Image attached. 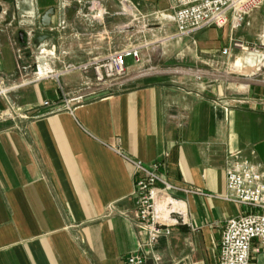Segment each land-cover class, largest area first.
<instances>
[{
  "label": "crops",
  "instance_id": "1",
  "mask_svg": "<svg viewBox=\"0 0 264 264\" xmlns=\"http://www.w3.org/2000/svg\"><path fill=\"white\" fill-rule=\"evenodd\" d=\"M172 14L171 0H0V264H220L226 222L251 211L229 199L232 155L264 173V53L223 51L264 45V4L238 29L184 36ZM130 46L141 63L77 101L94 73L73 68ZM149 65L159 72L135 74ZM132 161L174 186L159 184L171 232L155 250Z\"/></svg>",
  "mask_w": 264,
  "mask_h": 264
},
{
  "label": "built area",
  "instance_id": "2",
  "mask_svg": "<svg viewBox=\"0 0 264 264\" xmlns=\"http://www.w3.org/2000/svg\"><path fill=\"white\" fill-rule=\"evenodd\" d=\"M264 0H171L172 17L177 28L175 36H184L207 26L224 27L228 23L234 29L242 26L245 16L262 6ZM89 9V8H88ZM91 12V9L87 10ZM231 49L254 54L264 53V45L247 43L234 39L231 46L224 49L227 54ZM133 58L135 64L141 63V54L137 47H126L105 57L92 60L73 69L85 72L92 69L94 79L87 84L113 86L117 80L128 76L127 59ZM177 74L192 75L201 79L205 72L193 68H175ZM84 89L79 90L77 101L84 98ZM140 176L137 181L138 207L137 216L140 225L147 232L146 246L151 250L159 243L161 237L171 230L159 221L157 200L160 189H171L169 183L159 171L160 164L146 167L138 161H132ZM229 199L250 207L254 212L229 219L224 227L220 244V264H252L253 242L258 241L257 253L264 256V173L245 160L241 152L232 155L227 167ZM157 262L161 257L155 253ZM145 257L134 254L127 258V264H144Z\"/></svg>",
  "mask_w": 264,
  "mask_h": 264
},
{
  "label": "rangeland",
  "instance_id": "3",
  "mask_svg": "<svg viewBox=\"0 0 264 264\" xmlns=\"http://www.w3.org/2000/svg\"><path fill=\"white\" fill-rule=\"evenodd\" d=\"M152 72H159V70L156 68V67H154V66H147L146 68H137L136 69V71H135V74L136 75H145V74H148V73H152ZM125 78V77H124ZM123 78H121V79H119V80H117V81H120V80H122ZM87 82V80L85 81V83H84V87H82L81 88V90L82 89H84V91H85V95H84V97H86V96H88L89 94H90V92L91 91H93L94 89H98V90H100V89H109V88H111V87H109V86H101V87H96V85H89V84H87L86 83ZM116 83V82H115ZM83 91V92H84ZM249 212H254V210L253 209H251V211H249Z\"/></svg>",
  "mask_w": 264,
  "mask_h": 264
},
{
  "label": "water",
  "instance_id": "4",
  "mask_svg": "<svg viewBox=\"0 0 264 264\" xmlns=\"http://www.w3.org/2000/svg\"><path fill=\"white\" fill-rule=\"evenodd\" d=\"M54 13V10L53 9H49L47 10L43 16H42V23L45 25V26H49L50 23H51V15Z\"/></svg>",
  "mask_w": 264,
  "mask_h": 264
}]
</instances>
